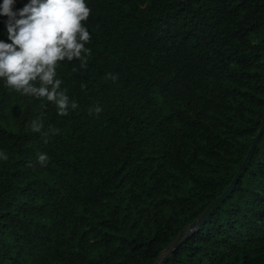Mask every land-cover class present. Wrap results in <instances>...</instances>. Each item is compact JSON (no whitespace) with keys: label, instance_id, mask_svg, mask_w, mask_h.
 Instances as JSON below:
<instances>
[{"label":"trees","instance_id":"16d2710c","mask_svg":"<svg viewBox=\"0 0 264 264\" xmlns=\"http://www.w3.org/2000/svg\"><path fill=\"white\" fill-rule=\"evenodd\" d=\"M85 3V66H56L66 115L0 78V264H154L264 123V0ZM164 264H264V133Z\"/></svg>","mask_w":264,"mask_h":264},{"label":"clouds","instance_id":"9594fccd","mask_svg":"<svg viewBox=\"0 0 264 264\" xmlns=\"http://www.w3.org/2000/svg\"><path fill=\"white\" fill-rule=\"evenodd\" d=\"M14 3L3 0L0 4V16L8 18L5 27L10 41L0 40V78L17 92L54 102L58 114L66 115L69 97L59 91L62 81L55 78L56 66L74 58L85 66L82 53L90 51L85 47L90 33L82 22L87 21L90 9L85 0H29L18 11H13ZM76 107L72 102L71 108ZM31 127L39 131L41 124L33 120ZM0 155L8 159L6 154ZM47 159L46 154L38 156L41 166Z\"/></svg>","mask_w":264,"mask_h":264},{"label":"water","instance_id":"95a60500","mask_svg":"<svg viewBox=\"0 0 264 264\" xmlns=\"http://www.w3.org/2000/svg\"><path fill=\"white\" fill-rule=\"evenodd\" d=\"M264 133V123L258 130L257 134L255 135L252 144L249 148V151L240 166L235 178L230 183V185L218 196L214 199V201L207 207V209L198 217L196 218L186 229H184L177 237L176 239L168 246L167 249H165L160 257L154 262V264H164L165 260L170 256V254L175 250V248L180 244L182 239H185L190 233H192L195 229H197L204 221L211 215L213 210L218 206L219 203L224 201L230 193H232L234 187L236 186V183L238 179L241 176V173L243 171V168L245 167L247 161L254 153V150L257 146V143L259 139L261 138L262 134Z\"/></svg>","mask_w":264,"mask_h":264}]
</instances>
